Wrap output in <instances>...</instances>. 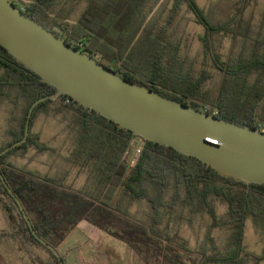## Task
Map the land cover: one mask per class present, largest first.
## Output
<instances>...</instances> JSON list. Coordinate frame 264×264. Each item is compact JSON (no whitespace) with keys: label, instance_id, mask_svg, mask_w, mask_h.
<instances>
[{"label":"trees","instance_id":"1","mask_svg":"<svg viewBox=\"0 0 264 264\" xmlns=\"http://www.w3.org/2000/svg\"><path fill=\"white\" fill-rule=\"evenodd\" d=\"M55 1L36 0L31 7L49 13ZM85 1L86 7L73 25L63 16L45 21L24 13L56 35L59 33L54 26L59 25L69 45L127 80L217 118L264 131V41H256L250 50L238 48L241 42H250L253 31L246 10L256 0H240L233 15L221 20L210 17L197 0H174L170 15L160 26L152 19L162 0ZM184 5L204 28L200 36L203 61L197 69L174 41V25ZM226 38L230 46L223 54L217 42ZM209 69L220 75L214 89L204 87ZM56 92L55 86L42 82L0 45V102H8L16 114L8 130L12 140L1 146L0 152L24 138L31 106ZM52 111L72 117L74 148L64 158L69 170L88 173L83 188L67 183L69 170L64 178L53 177L8 161L9 156L24 155L31 148L38 153L53 151L32 132L38 115ZM135 137L141 144L133 157L138 145ZM0 172L20 200L34 231L60 253L65 264L70 263L60 247L75 230L86 236L108 234L124 242L145 264H247L250 258L264 260V250L261 256H254L244 246L250 219L264 241V184L221 175L198 159L135 136L69 96L47 99L36 106L27 141L0 157ZM169 191L172 198L166 205ZM128 198L148 202L146 221L132 216L124 207ZM176 204L208 213L213 221L211 228H229L223 251L211 254L207 245L195 251L178 234L163 235L160 227L172 217ZM217 204L227 208L223 219L217 215ZM0 206L11 228L0 232V243L21 239L25 245L48 253L49 259L42 264H61L56 254L33 235L1 178ZM28 252L35 258L34 250ZM83 257L85 262L94 258L98 264L95 252Z\"/></svg>","mask_w":264,"mask_h":264},{"label":"water","instance_id":"2","mask_svg":"<svg viewBox=\"0 0 264 264\" xmlns=\"http://www.w3.org/2000/svg\"><path fill=\"white\" fill-rule=\"evenodd\" d=\"M55 30L59 35L27 16L12 0H0V45L42 82L57 88L54 95L31 106L24 138L0 152V157L27 141L37 105L47 99L69 96L135 136L198 159L221 175L264 184V131L217 118L127 80L69 45L59 25ZM135 139L138 145L133 157L141 144L140 139ZM0 178L21 208L33 235L65 264L60 253L34 231L1 172Z\"/></svg>","mask_w":264,"mask_h":264},{"label":"rangeland","instance_id":"3","mask_svg":"<svg viewBox=\"0 0 264 264\" xmlns=\"http://www.w3.org/2000/svg\"><path fill=\"white\" fill-rule=\"evenodd\" d=\"M19 6L29 5L36 0H19ZM240 0H197L198 4L215 20L227 19L232 16L236 4ZM174 0H162L155 16L152 20L160 26L170 15ZM85 0H57L50 8V13H43L45 20H52L53 17L63 16L67 18L70 25L75 24L86 7ZM61 14V15H60ZM246 18L252 23V36L248 44L241 42L239 51L250 50L256 41H264V0H256L246 10ZM174 41L180 47L182 53L192 61L196 69L203 61L202 45L200 36L204 35V28L196 22V18L187 5L179 10L175 23ZM220 51L226 54L230 46L229 38L221 43L217 42ZM220 75L209 69L208 78L204 87L216 86ZM14 108L8 102H0V147L12 140L8 130L12 124L11 119L16 115L12 113ZM19 113L18 109L16 110ZM18 116V115H17ZM14 118V117H13ZM72 117L62 114H55L53 111L49 114L41 113L33 124V135L40 137L42 143L53 151L38 153L35 148H31L26 154H13L9 156L8 161L16 166L27 168L41 174H48L53 177H66L70 164L65 158L70 154V149L74 148L72 140L74 132L70 126ZM62 155V158L59 157ZM67 183L76 189L83 188L88 182V173L86 171L78 172V169L70 168ZM61 174V175H60ZM172 198V192L169 191L165 197V204L169 205ZM131 215L147 220L150 212V206L145 200L127 199L124 204ZM217 215L223 219L227 208L221 204L216 206ZM168 222V224H167ZM210 215L206 212L192 208H183L176 204L172 217L166 220L160 227L163 235L170 233L172 236H178L187 243V246L193 250L201 249L203 245L208 246L211 254L223 251V246L229 238V228L214 227ZM121 226V225H119ZM11 230L9 220L5 210L0 206V232ZM245 250L254 256H261L264 250L263 238L257 233L253 221L247 222L245 239ZM70 264H95L94 258L85 262L83 255L87 252H95L98 264H145L142 260L135 257L130 248L122 241L106 234L101 236H86L80 230L73 231L64 244L60 247ZM217 249V250H216ZM29 250H34L35 258L30 257ZM83 254V255H82ZM0 258L6 264H42L41 261L49 259V255L42 248L37 246L25 245L21 239H10L5 243H0ZM92 258V256H91ZM89 260V258H87ZM247 264H264V260L256 262L250 258Z\"/></svg>","mask_w":264,"mask_h":264},{"label":"flooded vegetation","instance_id":"4","mask_svg":"<svg viewBox=\"0 0 264 264\" xmlns=\"http://www.w3.org/2000/svg\"><path fill=\"white\" fill-rule=\"evenodd\" d=\"M13 1V3L18 7V8H20L23 12H25V11H27L29 14H32V15H34L35 17H38V18H43L44 19V17H43V14L41 13V11H39L38 9H34V8H32L31 7V4L33 3H31V4H29V5H22V6H19V0H12ZM45 20V19H44ZM45 21H49V20H45ZM54 29H55V26H54ZM65 31V30H64ZM64 34V33H63Z\"/></svg>","mask_w":264,"mask_h":264},{"label":"crops","instance_id":"5","mask_svg":"<svg viewBox=\"0 0 264 264\" xmlns=\"http://www.w3.org/2000/svg\"><path fill=\"white\" fill-rule=\"evenodd\" d=\"M49 13H50V11H49ZM1 257L3 258L4 256H3V255H0V258H1ZM0 264H6V263H5L4 260H2V262H0Z\"/></svg>","mask_w":264,"mask_h":264},{"label":"built area","instance_id":"6","mask_svg":"<svg viewBox=\"0 0 264 264\" xmlns=\"http://www.w3.org/2000/svg\"><path fill=\"white\" fill-rule=\"evenodd\" d=\"M69 102V101H68Z\"/></svg>","mask_w":264,"mask_h":264}]
</instances>
